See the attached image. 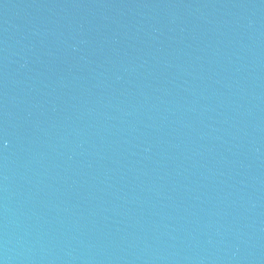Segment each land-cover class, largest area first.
Wrapping results in <instances>:
<instances>
[{"label": "water", "instance_id": "obj_1", "mask_svg": "<svg viewBox=\"0 0 264 264\" xmlns=\"http://www.w3.org/2000/svg\"><path fill=\"white\" fill-rule=\"evenodd\" d=\"M0 264H264V0H0Z\"/></svg>", "mask_w": 264, "mask_h": 264}]
</instances>
